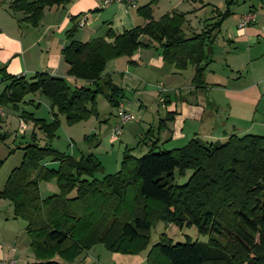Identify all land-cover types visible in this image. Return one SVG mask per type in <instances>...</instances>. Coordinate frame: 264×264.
Listing matches in <instances>:
<instances>
[{"label": "trees", "instance_id": "obj_1", "mask_svg": "<svg viewBox=\"0 0 264 264\" xmlns=\"http://www.w3.org/2000/svg\"><path fill=\"white\" fill-rule=\"evenodd\" d=\"M68 2L12 0L9 7L37 26L45 8ZM156 2L137 7L147 20L144 25L119 34L108 29L105 37L77 41L75 26L66 32L69 43L61 53L67 74L82 84L71 85L45 72L11 75L0 67V81H8L0 103L10 102L18 109L26 95L38 92L48 100L52 115L48 121L20 112V119L33 124L31 141L20 147L22 159L0 189V199H8L14 216L25 222L35 257L27 264H69L96 244L121 254L148 248L146 264H264V135L231 134L224 141L194 137L171 150L152 147L153 142L141 156L126 148L118 171L101 178L95 174L103 168L92 153L75 159L49 144L59 127L58 114L69 124L97 116L98 95L112 108L121 104L123 89L103 72L109 60L130 56L139 48L160 47L163 60L177 69L194 66L195 88L207 85L204 47L213 43L233 1L226 0V9H215V16L208 19L212 23L189 36L183 32L184 12L152 17ZM35 129L45 135L43 145ZM189 170L187 180L178 184L176 175L185 177ZM52 177L58 192L42 197L38 184ZM158 221L180 229L195 226L207 239L186 236L174 243L161 236L149 247L150 230Z\"/></svg>", "mask_w": 264, "mask_h": 264}, {"label": "crops", "instance_id": "obj_2", "mask_svg": "<svg viewBox=\"0 0 264 264\" xmlns=\"http://www.w3.org/2000/svg\"><path fill=\"white\" fill-rule=\"evenodd\" d=\"M11 1H6L7 5L3 7L4 2L0 7V67H4L8 74L25 77L45 72L63 77L74 85L82 84L83 81H74L67 74L68 65L61 53L69 43L66 32L75 26L73 39L86 41L105 37L108 29L119 34L125 29L144 25L147 20L138 15L136 9L150 0H135V7L119 2L103 5L102 0H69L63 6L45 8L37 26L23 21L22 12H12L9 7ZM232 1L230 15L222 21L219 32H215L213 43L204 47L207 55L204 71L207 85L204 87L195 88L191 83L193 65L177 69L174 64L163 60L162 49L158 46L139 48L130 56H121L106 63L103 73L108 74L112 82L123 89L124 97L120 101L122 108L134 115L138 111V128L129 134L128 139L131 143L135 141L136 145L133 147L140 148V153L148 150L153 142H156V146L152 147L171 150L184 146L194 137L206 141H224L231 134L264 135V68L261 69L263 72H251L249 78V66L245 62L264 57V19H258L260 11L264 12V0L252 1L247 9L237 6L239 0ZM179 2L158 15L154 12V4L152 17L156 20L165 13L184 12L186 23L183 32L186 36L199 33L212 23L213 20L208 19L215 16V9L221 12L226 9V4L222 7V2L216 0H191L186 8H182L184 4ZM206 11L209 14L195 21ZM248 11L257 14L256 21L245 27H238L241 15ZM262 15L264 18V13ZM83 17L85 24L81 26ZM217 57L222 65H227L230 73L223 67L219 71L211 67ZM4 82L8 84V81H0ZM220 90L226 91L229 96L225 106H222ZM213 91L217 92L215 96L212 95ZM235 100L239 111L244 110L241 107L254 108L250 123L235 124L225 118L224 112L220 113L222 107L232 109L231 104ZM204 102L212 105L213 109L208 110ZM154 103L157 108L153 106ZM149 108L152 110L149 111ZM140 112H144L143 115ZM111 115L114 113L111 112ZM164 118L165 123L160 124V119ZM135 119L136 116L133 120ZM257 123L260 126L254 128ZM145 126H148V132H144ZM252 129L256 131L251 132ZM32 130L33 128L31 132ZM121 136L122 134L119 137ZM123 136L126 137L125 134ZM178 141L184 144L181 146ZM22 146L19 145V149ZM124 146L128 148L129 144L125 143ZM2 200L0 199V260L15 259L16 264H27L30 256L25 222L21 219L19 221L14 216L10 203H3ZM15 248L16 251L13 250ZM93 250L94 248L84 253L85 256L92 254L96 263H100L98 255L108 258L105 264L145 263L144 255H107L99 251L96 256ZM82 254L72 263L86 264L87 260L82 258Z\"/></svg>", "mask_w": 264, "mask_h": 264}, {"label": "rangeland", "instance_id": "obj_3", "mask_svg": "<svg viewBox=\"0 0 264 264\" xmlns=\"http://www.w3.org/2000/svg\"><path fill=\"white\" fill-rule=\"evenodd\" d=\"M190 1L191 0H181L180 2L179 0H160L159 3L158 2L154 3L156 5L153 9L155 14L158 15L163 10L171 9L176 2L183 3L184 5L182 6V8H186V5L189 4ZM216 1L217 2L221 1L222 7L224 4H226V2L225 3L223 2V0H216ZM252 1L254 0H239L237 6H241L242 9H247L248 6L252 3ZM6 5L7 3L5 2L2 6L4 7ZM238 11L240 12V10ZM262 13L264 12L260 11V15L258 18L260 21L264 19ZM206 14H209V12L206 11L205 13L204 12L201 13L199 17L195 19V21H198V18H204ZM257 59H253L252 61H248V60L245 61L249 66V70H248L249 78L251 72L253 73L254 70H257L258 72H263L261 69L264 68V57L263 59H258V60ZM221 63L222 61H220L219 58L217 57L211 63V67L215 68L217 71H219L221 67H223L228 73H230L227 65L226 64L222 65ZM243 74L246 76L245 72ZM6 84H7L6 82L0 83V94L2 93ZM220 92L222 98V106H225V104H228L229 96L226 91L220 90ZM216 94H217L216 91L212 92L213 96H215ZM204 103H205V107L208 110H210L211 108L213 109L212 105H209L206 102ZM236 103L237 102L235 100L234 103L231 104L232 109L228 107L220 108V113L224 112L225 118H229V120L231 122H234L235 124L242 125L245 124L246 122L250 123L254 116V108L248 109L246 107H241L244 110L239 111L237 108L238 105ZM153 106L157 108L156 103H154ZM0 107L3 109L5 113L3 118H1L0 120V135H1L0 136V188H2L5 184V181L11 169L17 166L22 159L23 150L17 148V146L19 145L24 146L27 142L31 141L30 133H31V129L34 128L33 124L32 122L27 121L26 122L27 128L25 130V133L23 132L24 133L23 134L22 131H20L19 129V120H20L19 118H21L19 117L20 112L22 110L31 112L34 114L35 117L44 118L48 121L52 119V115L50 113L48 100L40 93H30L26 95L23 101L18 103V109L13 108L10 102L0 103ZM96 107L98 110L97 116L91 115L87 119L73 124L67 123L65 116L62 114H58L59 127L56 131L55 136L51 139L49 144L53 148L61 152H64L75 159L80 158L82 155L92 153L94 155V158L98 160V162H100V165L103 168L102 172L99 171L95 174L96 177L101 178L104 174L115 173L118 171L123 151L126 149V147L124 146L125 143L129 144L127 149L132 148L130 150L132 154H134L135 156H141V153L139 151L140 148L133 147V145H136L135 141L131 143L128 139L129 134L135 132L136 129L138 128L137 125L139 121V116H137L138 111H136L135 115L132 113L134 116H136V119L133 120L132 122H128L122 127V131H121L122 136L119 137L121 135L120 134L116 138H111L110 129L113 125L117 123V118H116L117 108H112L102 95H98L96 97ZM151 110L152 109L149 108V111ZM111 112H113L114 115H111ZM143 113L144 112H140L139 114L143 115ZM148 118H150V116ZM257 125L260 126V124L257 123L254 128H256ZM148 130H149L148 126H145L144 132H148ZM252 130L253 131L251 132L256 131V129H252ZM35 132L36 135L38 136L37 137L38 143L43 145L45 142V135L40 130H36ZM124 134L126 137L123 136ZM178 142L180 143L181 146L184 144V142L181 141ZM190 173H191L190 170L187 171V175L185 177H179L178 175H176V182L178 184H183L187 180V177L189 176ZM38 185L42 197L58 192V186L56 183V179L54 177L48 180H42L41 182H39ZM2 201L3 203H10L8 199H3ZM10 205L12 206L11 203ZM20 219L21 218H19V221L22 220ZM149 234H150L149 247L157 243L161 238V236L165 238H170L174 243L178 241L180 242L184 241L186 236H189L192 240L198 239L201 241H205L207 239L206 236H203L197 231V228L195 226H191V227L184 226L180 229L178 226L172 223H165L163 221L156 222L152 226ZM93 248H94L93 252L96 254V256L99 251H103V253H106L107 255L111 253L121 254L118 252L107 251L102 244H96L91 249ZM13 250L16 251V248ZM147 250L148 248L139 254H124V255H144V257H146ZM24 254L26 253L24 252ZM28 255L30 256L29 263L35 261V257L32 254L29 247V238H28ZM82 255H84L82 258L84 260H87L86 264H105L104 262L108 260L106 256L104 257L103 255H98L100 258V263L98 262L96 263V261H93L92 254H90V256L88 255L85 256V253H83ZM71 264H77V263H71Z\"/></svg>", "mask_w": 264, "mask_h": 264}, {"label": "built area", "instance_id": "obj_4", "mask_svg": "<svg viewBox=\"0 0 264 264\" xmlns=\"http://www.w3.org/2000/svg\"><path fill=\"white\" fill-rule=\"evenodd\" d=\"M8 0H0V7L1 5L6 2ZM115 2H119V3H124L127 5H130L131 7H135L136 3L135 0H102V4L103 5H107V4H111V3H115ZM84 18L81 19L80 21V25L82 26L84 21ZM257 18V14L255 12L252 11H248L246 13H243L240 17V20L238 22V27H245L248 24L256 21ZM4 111L3 109L0 107V119L3 118L4 116ZM116 118H117V123L115 125H113L110 129V137L112 138H116L121 134L122 131V127L127 124L128 122H131L134 119V115L129 112L126 111L122 108V105L119 104V106L117 107V114H116ZM27 128V123L26 121H24L23 119L19 120V129L20 131L25 132ZM0 264H16L15 259H9V260H0Z\"/></svg>", "mask_w": 264, "mask_h": 264}]
</instances>
